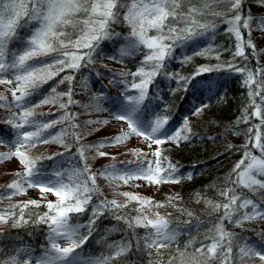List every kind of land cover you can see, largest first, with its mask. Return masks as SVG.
Returning a JSON list of instances; mask_svg holds the SVG:
<instances>
[{"label":"snow or ice","instance_id":"snow-or-ice-1","mask_svg":"<svg viewBox=\"0 0 264 264\" xmlns=\"http://www.w3.org/2000/svg\"><path fill=\"white\" fill-rule=\"evenodd\" d=\"M259 6H264V0H260ZM244 7V0H0V85L11 86L8 91L12 98L9 102L7 96L0 94V107L10 112L5 123L14 132L11 141L0 135V145L9 147L8 152L0 153V161L14 157L23 167V172L17 173L20 178L9 183L7 188L12 190L10 195L36 188L46 201L45 194L56 197L55 201L45 203L47 210L43 213L29 210L30 206L35 209L41 207L38 200L0 211V224L12 220V226L17 227L31 221L45 224L48 229L47 246H42L40 256H35L29 248H14L7 252L0 248V264H250L256 260L264 264V249L248 242L239 243L236 234L224 226L225 220L236 226H241L245 221L264 220V208L237 192V188H246L253 193L264 190V134L259 130L264 126V79H260L264 77V67L257 65L254 72L247 63L241 66L237 62V58L242 61L249 59L245 54L246 47L255 51L250 38L254 17L250 10L242 14ZM210 16L212 20L208 19ZM216 17L223 18V23L227 25L225 34L235 39L231 59L215 65H200L190 76L168 72V65L174 60L184 65L196 56L211 57L213 54L217 61L220 60L222 53L212 43L217 29L214 22ZM119 24L126 27L125 33L115 30L114 26ZM29 25L35 26L29 34L21 37L19 29ZM70 26L78 30L75 38L66 30ZM258 26L264 30V22ZM242 29L249 30L247 40L242 35ZM208 33L213 36H207ZM205 38L207 42L201 47L200 42ZM117 39L124 41L119 54L106 58L122 63L124 57L135 53L142 55L136 71L119 73L123 77L130 76L131 82L110 81L124 85L123 102L111 115L113 120L123 122L126 128L119 135L92 145L80 144L82 135L73 132L74 143L80 146L74 156L67 159L78 157V163L83 162L80 167L61 168L64 160L56 162L55 157L63 158L64 153L33 157L31 149L39 144L58 143L64 146L65 151L73 147L64 143V136L68 134V127H77L72 123L77 113L68 109L72 105H79V102L73 99L71 87L67 92H57V86L65 81L71 85L74 76H63L56 86L40 93L41 98L35 103L31 97L62 72L79 71L81 67L94 63V56L101 44ZM13 41H18L16 47H10ZM187 49H191V54ZM214 71H227L243 77L242 85L248 88V96L237 122L248 123L252 117H256L260 123L246 130L248 140L244 147L247 150L233 169L235 179L231 181L232 186L219 190L225 202L205 200L213 212L223 210V215L203 234L202 239L197 241L192 237L181 248L177 242L179 226L171 227L170 214L162 215L159 211L166 207L164 203L130 192L117 193L126 198L123 201L99 199L102 193L96 185L97 173L88 165L85 152L95 148L96 154L104 157L109 154L99 151L100 148L114 146L132 136L140 137L148 144L154 159H147L149 152L134 150V155L138 157L134 168L118 169L111 165L99 174L110 183L122 181L128 184L132 180H144L149 185L179 183L183 177L177 175L178 166L163 155L160 146L166 142L179 146L181 142L189 140V120L185 117L176 129H170L168 125L172 117L168 114L167 106L163 113L146 117L145 101L151 99L149 87L160 76L176 81L173 94L190 90H199L203 94L205 88L210 92L212 89L204 84L203 79L197 78ZM101 99L106 97H92L97 111L102 110ZM219 102H226L223 96H220ZM44 105L58 106L64 111L54 120L38 121L36 109ZM208 107L205 103L194 106L191 114L201 116ZM249 108L253 109L251 113ZM57 125L66 127L54 135L45 136L49 129ZM253 129L257 130L253 132ZM249 143L252 144L251 149L248 148ZM153 145L156 146L154 149ZM252 149L260 155H253ZM42 159L53 160L57 166L51 172H46L39 166ZM94 196L97 197L96 202L93 201ZM3 198L0 196V199ZM132 202H136V206L129 209ZM167 206L175 207L173 198L168 199ZM89 208L87 223H79V217L88 213ZM249 208L251 211H245ZM132 211L136 215H130ZM180 211L193 216L186 209ZM106 213L118 222L123 221L128 234L119 241L106 243L105 251L99 256L82 257L78 250H82L95 231L97 220ZM184 224L188 225L190 221ZM81 229H86V232L82 233ZM137 229H144L143 235Z\"/></svg>","mask_w":264,"mask_h":264},{"label":"rangeland","instance_id":"rangeland-1","mask_svg":"<svg viewBox=\"0 0 264 264\" xmlns=\"http://www.w3.org/2000/svg\"><path fill=\"white\" fill-rule=\"evenodd\" d=\"M259 4H260V0H244L245 12L242 14H246L250 10L252 16L254 17L251 21L250 38H251L252 44L255 46V51L253 52L252 48L250 47L249 48L251 49L250 51L251 53H253V57L255 59L259 60L260 62L261 61L264 62V30H262L258 26L260 22H264V6H259ZM217 18H221L223 20L222 17H217ZM208 19L212 20L213 18L208 17ZM222 20L221 22H223ZM224 26L227 27L225 23H224ZM32 27L33 25H29L27 28H24L23 31H26L27 29H29L30 31ZM118 27L122 34L127 31L126 27L123 24H119ZM66 30L72 35L73 38H75V36L78 34V30L73 29L71 26ZM222 32H225V29H222ZM29 33L30 32H28V34ZM216 35L218 37L217 40H220V35L216 33L214 35L215 41H216V37H215ZM242 35H245L246 36L245 40H247L249 36V30L242 29ZM206 42L207 40L202 41L200 46L202 47L204 43ZM121 45L123 46L124 44H121ZM214 45L222 53L220 56V60L226 58V56L229 55L226 50L227 47L221 46L220 43H215ZM116 51L117 53L113 55L119 54V49ZM187 51L189 54H191V49H187ZM102 53L103 51H100L99 54H97L96 63L95 65H93V67L96 69H94L93 72L96 78H98L101 81V83L105 86V88L108 89L109 92H111L113 96H116V95L119 96L122 94V91H119V90L123 89L124 85L123 84H113V83H110V81L113 79L115 80L117 79L118 81L127 80L131 82L130 76L123 77L119 75V73L136 71L139 65V61L142 58V55L140 53H135L133 55L124 57L123 62L120 63V62H117L116 60L106 58L107 56L105 55V53L104 54ZM110 55L112 54H108V56ZM132 57L134 58L136 62L131 61ZM207 58L209 59L207 60L206 57L196 56L193 58V60L190 63L184 64V65H181L178 62V68H176V70H169V72L179 73L181 75L186 76L187 69L196 60L199 61V60L205 59L206 60L205 62H207L205 65H215L217 63H221L220 60L217 61L214 58V54L213 56L207 57ZM111 75H112V78L110 77ZM87 78L88 79H86L85 77L83 79V82L85 85L84 98L81 100L78 112H76L77 115L75 119L73 120V123L76 124L77 127L72 128L71 131L72 133L75 132L77 134L82 135L80 144L92 145V144H97L101 141H105L106 139L119 135L122 129L126 128V125H124L123 122H117L112 119L111 113L118 110L121 106L120 102H115L114 97H112L110 100L109 96L106 94L107 100L106 99L100 100V104L102 105V110L97 111L95 109L94 107L95 102L92 100V97L94 96L99 97L101 95L105 97V94L103 91L95 90L94 86L96 84L95 85L93 84V79L91 78L90 75L87 76ZM172 83H173V86L170 88L171 95L173 94L172 90L177 87L175 80H172ZM9 87L11 86L0 85V94H4L5 96L8 97V99L11 97V93L10 91H8ZM216 93H219V95H216ZM213 96H214V99H212ZM220 96H223L226 102H219ZM198 97L199 95L192 96L191 100L187 103V107L190 108V107H194V105L198 106L202 103H205L209 105V107L206 110L214 109L218 111L219 109L225 106L229 108V114H230L229 117L232 121L230 122L226 130H223L222 132L219 131V133L222 135L224 134L227 137V141L225 142V145H228L229 147L235 146L238 148V151L241 154H243L247 150L244 147L247 141L246 139L247 134H246V130H244L241 127V124L236 121L237 118L242 115V109L244 105L246 104L243 101L242 95L240 93L230 94V91L228 88L222 89L220 92H219V88L218 90L215 88L214 93H211L208 96H206V100L199 101L197 99ZM151 100L154 102L153 99ZM158 101L161 103L162 98L159 97ZM114 104L117 105V107L113 109ZM163 104L167 105V100L163 101ZM156 105L158 104H153L150 101L149 104L147 105V112L149 109H151L152 106H156ZM155 109L156 107H153V110ZM56 110H60L58 106L44 105L42 107L37 108L36 112L37 114H42V113L45 114V113L56 111ZM163 111L164 109L160 108L159 113H163ZM151 115L152 113L148 115V117L150 118ZM9 116H10V112L6 108L0 107V119L5 122V120ZM197 117L198 119H196ZM201 117L202 115L196 116L194 119L203 120V118ZM187 118L190 122L189 124L191 128V135H193L192 129H195L198 132H200L201 130L203 131V126H202L203 124H199V122L197 121L195 122V120H193V117L190 115ZM36 119L38 121H44L37 117ZM88 121H93L94 123H88ZM97 121L99 123H95ZM105 121H107V123H104ZM178 126L179 125H177L173 129H176ZM62 127H65V126L57 125L55 128L49 129L48 132L45 133V136L49 134L54 135L58 133ZM67 132H69L68 129H67ZM212 134L213 133H210V135L208 136H206V134H201V135L197 134V135H193L194 137H191L190 135V139L181 142L179 146H177L175 143H172V142H166L160 147L163 150V155L166 156L168 160L175 165L177 163H182L186 165L192 162H199L200 160H203V158H201L197 154H195L193 159H189V157H186L184 154L188 150H193V148H197V146H200V145L203 146L204 143L208 141L212 146H216V143L213 140L214 135ZM262 134L264 133L262 132ZM65 137L66 135L64 136V138ZM80 144H76L77 148L80 146ZM152 147L154 149L156 146L153 145ZM63 150H64V146L58 143L39 144L35 148L31 149V155L33 157H40V156L49 157ZM134 150H138L139 152H142V153L149 152L147 159H154L150 154L148 144L145 141H143L142 138L135 137V136L126 138L114 146H105V147L100 148L99 151H103L109 154L104 157L98 156L96 154L95 148L86 150L85 155L87 157V163L90 166L91 170L97 173L96 185L98 186L100 193H102L105 198H107L108 200L116 199L118 201H123L126 198H124L123 196L117 195V193L130 192V193L137 194L143 198L150 199L155 202L164 203L166 207L159 209L161 214L162 215L170 214L169 218L173 217L174 215H178V218L180 219L181 217H183L182 216L183 212H181L180 209L187 208V206H184V204H187L184 198H187L188 194H186V192L184 193V187H186L189 183L194 182L197 184H195V188L192 189L193 191H191V195H189V198L191 199V201H193L192 205H194L199 210L204 211L205 208L202 207V204L200 200L198 199V194H197L198 189L196 188L201 183L208 181V179L204 180V177H203L204 174L207 173V171L210 173V179L208 182H210L211 184H213L212 183L213 180L216 181L221 178V176L219 175L220 169L217 170L216 167L213 165V163L212 165H204V167H201L200 172H193V171L191 172V171H183V170L181 172H178L177 175L180 177H183L179 183L169 182V183H163L160 185H149L144 180H132V181H129L128 184H124L122 181H112L110 183L108 179H105L103 176L99 174V172L105 169L106 166H111V165H115L116 168L118 169H124L126 167L134 168L135 167L134 162L138 159V157L134 155ZM8 151H9V147L0 145V153H6ZM130 161L133 163H127ZM53 164H54V167L57 166L54 162ZM229 164H231V161L228 163V165ZM236 164L237 163L235 161L233 167ZM229 166L226 169L227 171L233 168L232 165H229ZM54 167L52 166V169ZM60 167L63 169H70L73 166L67 164L64 166L60 165ZM51 170H48L46 172H51ZM209 170H212V171H209ZM22 172H23V167L18 163L16 158L13 157L10 160L6 159L3 161H0V196L4 197L3 199H0V211L12 210L11 206L13 205H19V204L25 203L30 200H38L41 204V207L39 209H35L34 207L30 206L29 210L34 213L35 212L43 213L44 211L47 210L46 207L44 206L45 203L47 201L56 200V197L53 196L52 194H45L47 197V201L41 198V193L36 188L27 189L26 192L22 194L10 195L12 190L8 189L7 185L9 183L17 181L20 178L17 175V173H22ZM189 176L191 177L190 179L188 178ZM117 185L119 186L117 187ZM212 188L214 189L213 195L215 194L218 195L219 193L218 186L213 185ZM245 190L248 193H251L252 196L250 198H252L257 203L264 206V202H263L264 201V190H258L255 193L249 192V190L246 188ZM170 197L173 198V203L175 204V207L167 206L168 199ZM135 206H136V202H132L131 204H129V209H132ZM16 211H18V209ZM124 211L128 212V209H125ZM245 211H251V209L249 208V209H246ZM129 214L133 216L136 215L134 211L130 212ZM89 215H90V209L88 213H85L84 215L79 217V223L86 224L88 221ZM25 217L28 218L27 215ZM73 222L74 223L77 222L75 218ZM11 227H12V220H9L7 224H0V248L4 249L5 252L10 251L11 249L17 248L16 245L15 246L12 245L11 247L9 246L8 250H5L4 248V245L6 244V239H4L5 233L3 232L10 230ZM34 227L36 231L35 238L42 237L44 238V242L47 243L46 241V235L48 231L47 225L34 224ZM237 227H245L249 234L248 236L244 237L243 240H241V238H239L240 236H237V234L235 233L239 243L248 242V243L255 245L259 249H264L263 243H261L260 241H255L251 238L252 236L257 235L260 237V239L264 240V238L261 235H259L260 233L264 235V220L257 219V220L245 221L241 226H237ZM138 230L139 229H137V232ZM141 230L144 231V229H141ZM178 231H179V235H178V238H179L183 236V233L180 227L178 228ZM81 232L82 233L86 232V229H81ZM125 234L126 233L123 231V229L119 228L118 226L110 222L107 223L104 227L103 225L97 226L92 236L89 237L88 241L85 243L86 249L84 253H82V257L87 258V257L99 256L102 252L105 251L106 243H110L113 241H119L125 237ZM192 237H195L196 240L199 241L201 239V234H196V233L191 232L186 238L182 239L181 241H177L178 246L182 248ZM10 238L13 242L14 240L13 237H10ZM175 247L176 245L173 246V248ZM31 250L33 251V254L35 256H40L43 251V249L40 247H38L37 249L38 251L34 249H31Z\"/></svg>","mask_w":264,"mask_h":264},{"label":"trees","instance_id":"trees-1","mask_svg":"<svg viewBox=\"0 0 264 264\" xmlns=\"http://www.w3.org/2000/svg\"><path fill=\"white\" fill-rule=\"evenodd\" d=\"M244 12H245V10H244ZM221 20H222L221 18L216 17L215 21H214L217 24V29H216L215 34L217 33L218 35H220V40H217L218 37L216 35L215 36L216 41H215V38L213 37L212 43L213 44L220 43L221 46L227 47L226 50H227V53L229 55H227L226 58L220 60L221 63H224V62H227L231 59V51L234 50L235 39L231 35H226L225 32H222V29H226L227 27L224 26V23L221 22ZM22 23H23V21H22ZM34 26L35 25H33V27ZM114 27H115V30L117 32H121L119 30L118 25H115ZM23 30H24V28L19 29V34L21 37L26 36L25 34H28V32H30L29 29H27L26 31H23ZM207 36H213V34L208 33ZM243 37L245 39L246 36L243 35ZM204 40L206 41V38L203 39L202 41H204ZM202 41L200 42V45H201ZM121 44H124V41L119 40V39L103 42L101 44V48L97 50V53L94 56V61H95L94 63H92L91 65H89L87 67H81L79 69V71L73 72L72 70H68L66 72H62L60 74V76H57L53 80H50L47 84H44L43 87L39 90V93L37 95H34L33 97H31L32 102L35 103L36 100L41 98L40 93H43L46 90L50 89L51 87L56 86L57 82L63 76L68 75V74H72L74 76V79L72 80L71 85H69V83L67 81H65V83L59 84L57 86V92H67L69 87H71L73 89V93H74L73 99L78 101L79 105L70 106V108L68 109L69 112H72V113L78 112L80 102L84 98V87H85V85H84L83 79L85 77H86V79H88L87 76H89V75L93 79V84L94 85L96 84L94 86L95 90L96 91H98V90L103 91L105 94L106 100H107V96H106V94H107L109 96L110 100L112 97H114L115 102H120V104H122V102H123L122 94L119 96H117V95L113 96L111 94V92H109L108 89L105 88V86L101 83V81L98 78H96V76L93 72L94 69H96L93 67V65H95V63H96L97 54H99L100 51H103L102 54L105 53L106 56H108V54H112V55L116 54L117 53L116 50H118L122 47ZM17 45H18V41H13V43L10 45V47H16ZM250 50L251 49L249 47L245 48V54L249 57V59L247 61H242L239 58H237V62L240 63L241 66H243L245 63H247L255 72L257 65L264 67V62L263 61L260 62L259 60L255 59L253 57V53H251ZM206 59L208 60L209 58L206 57ZM131 61H135L133 57L131 58ZM131 61H129V62H131ZM199 61L196 60L193 62L192 65H190V67L186 71L187 72L186 76H190L196 70V68L198 66L205 65L207 63V62H205L206 61L205 59L199 60ZM195 63H196V65H195ZM176 68H178V61L174 60L168 65L167 71L169 72V70H176ZM110 77L112 78V75ZM197 79H203L204 84L209 85L211 87V89H212L211 92L208 91L207 88H205L203 91V94H201V92L199 90H190L187 93H185L183 91H177V92H175V94L171 95L170 94V88L173 86L172 80H168L166 78H162L160 76H157L154 85L149 87V96L151 97V99L154 100V102L151 99L145 101L146 108L144 111V115L146 117H148V115H150L154 111L153 107H156L155 110L157 112H159L160 108L165 109V106H167L168 114L172 117L169 124H171L174 121L178 123L179 120L182 121L183 118L189 117V115H190L193 117V120H195V122L197 121V122H199V124H203L202 125L203 131L201 130L200 132H198L195 129H192L193 135L206 134V136H208V135H210V133H213L212 134V135H214L213 140L216 143V146H212L209 143V141L205 142L203 146L202 145L197 146V148H193V150H188L184 154L186 157H189V159H193L195 154H197L198 156L203 158V160H200L199 162L188 163L186 165L182 164V163L176 164V165H178V172H181L182 170L183 171H191V172L192 171L193 172H200L201 167H204V165H212V163H213V165L216 167L217 170L220 169L219 175L221 176V178L219 180H216V181L213 180L212 181L213 184H211L210 182H208L210 179V173L207 171V173H205L203 177H204V180L208 179V181L201 183L200 184L201 186L199 185L196 188V189H198L197 190L198 191L197 192L198 199L200 200L202 207L205 208L204 211H201L198 208H196L194 205H192L193 201H191V199L189 198V195H191V191H193L192 189L195 188V184H197V183H194V182L189 183L186 187H184V193L186 192V194H188V197L186 196L187 198H184L185 202L187 203V204H184V206H187L186 210L192 212L193 216L189 217L187 214L183 213V215H182L183 217H181L180 219L178 218V215H174L173 217L170 218L172 221L171 227L177 228V226H179L182 233H183V236L179 237L178 241H181L182 239L186 238L191 232L196 233V234H201V239H202L203 234L210 227H212L215 223L218 222L219 217H221L223 215V210H221L219 212H213L211 210V208L205 204V200H211L214 203L225 202L224 198L222 196H220L219 193H218V195L217 194L213 195L214 189L212 187H213V185H217L218 190H221V189L232 186L231 181L235 179V174L233 173V169L235 166L233 167V165H234L235 161H236V163H238L241 160V158L244 156V153H245L244 152L243 154H241L238 151V148L235 146L229 147L228 145H225V142L227 141V137L224 134L222 135L219 133V131L222 132L223 130H226L228 128L230 122L232 121L229 117L230 116L229 108L227 106L219 109L218 111H216L214 109H208V110L204 111V113L201 117V118H203V120H201V119L196 120V119H198V117L196 119H194L196 116L191 114L194 107H190V108L187 107V103L191 100L192 96L199 95V97L197 98L199 101L206 100V96H208L211 93H214L215 88L217 90L219 88V92L222 89L228 88L230 91V94L240 93L243 97V101L245 103H247L248 88L242 85L243 77L240 74L229 73L227 71H219V72L214 71V72L206 73V74H204L203 77H198ZM260 79H264V77H260ZM116 81H118V80L116 79ZM211 81H213L215 83H213ZM219 86H221V87H219ZM253 87H255V85H253ZM122 90L123 89H120L119 91H122ZM153 93H155L156 95L154 96ZM159 97L162 98L161 103L158 101ZM11 99H12L11 97L8 99L9 102L11 101ZM212 99H214V96ZM165 100H167V105L163 104V101H165ZM150 101L153 104H158V105L152 106L151 109H149L147 112V105L149 104ZM257 102H259V98H257ZM194 106H197V105H194ZM252 110H253L252 108H249L248 109L249 113H251ZM63 111L64 110L60 109V110L45 113L47 115H42L44 113L37 114L36 117L40 118L44 121H50V120H54L58 116H60L63 113ZM72 123H73V121H72ZM259 123H260L259 118L252 117L248 123H240V124L244 130H247L252 125H258ZM64 126L66 127V125H64ZM237 127H239V126H237ZM71 129H72L71 127H68L69 132L66 135V137L64 138V143L73 145V147L70 149V151H65V148H64L63 151L58 152V153H64V157L62 158L60 156H56L55 161L59 162L63 159L64 162L61 164V166L68 164V165L80 167L83 162L78 163V157H76L74 159H67L68 157L74 156V154L77 152V146L74 143V137L72 135ZM256 130L257 129H253V132H255ZM259 130L261 131V133L262 132L264 133V126H262ZM195 133H197V134H195ZM0 135H2L4 138L8 139L9 141L12 140L13 135H14V132L11 129V126L9 124L5 123L4 121H2L1 119H0ZM193 135H191V137H194ZM246 139L248 140V135H247ZM248 148L249 149L252 148L251 143L248 144ZM252 152H253V155H257V156L260 155V153L258 151H256L255 149H252ZM51 156H53V155H51ZM191 156H193V157H191ZM232 160H233V162H232ZM230 161H231V164H229V165H232L233 168L227 171L226 169L228 168V166H229L228 163ZM53 162H54L53 160L42 159L39 162V166L44 171H48V170L52 169V166L54 167ZM246 163H247V161H246ZM209 171H212V170H209ZM237 192H238V194L243 193L247 198H250L252 196L251 193H248L245 190V188L244 189L237 188ZM104 198L105 197L103 194L99 197V199H104ZM250 199H252V198H250ZM93 201L96 202L97 197L94 196ZM90 208H91V206H90ZM25 219H27V218L25 217ZM185 221H190V224L185 225L184 224ZM109 222L112 224H115L119 228L123 229V231L126 233L125 236L128 234L125 231L126 225L123 224L122 221H120V222L116 221L115 219L112 218L111 215H109L107 213L104 216H102L99 220H97L95 228L99 225H103V227H104ZM224 226L228 231H232V232L236 233L237 236H239L241 233H248V231L245 227H237L236 225L229 223V221H227V220L224 221ZM34 228H35L34 223H32L30 221L28 224H21L20 226H17V227L12 226L10 230L3 232V233H5L4 239H6V244L4 245L5 250H8L9 246L11 247L12 245L13 246L16 245L17 248L27 247V248L34 249L36 251H38L37 250L38 247L42 248V246H46L47 243L44 242V238H42V237H36L35 238L36 231ZM138 232L140 235H143L144 231L139 229ZM259 235H261L264 238L263 234L260 233ZM10 237H13V239H14L13 242H12ZM257 237H259V236H257ZM198 240H199V238H198ZM196 246H199V245L196 244ZM85 249H86V246L83 245L82 250H78V251H81V255H82V253H84ZM131 259H135V257H131ZM250 264H259V261L258 260L252 261V262H250Z\"/></svg>","mask_w":264,"mask_h":264}]
</instances>
